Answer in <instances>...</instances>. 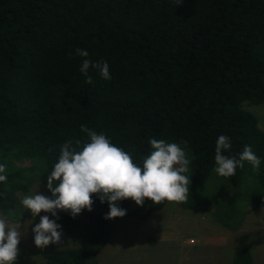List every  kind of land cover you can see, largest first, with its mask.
<instances>
[{
    "label": "trees",
    "instance_id": "16d2710c",
    "mask_svg": "<svg viewBox=\"0 0 264 264\" xmlns=\"http://www.w3.org/2000/svg\"><path fill=\"white\" fill-rule=\"evenodd\" d=\"M77 48L93 62L107 61L111 79L90 69L94 83H85ZM263 101L264 0H0V164L7 175L0 214L12 218L16 193L27 191L32 177L54 198L47 175L60 146L88 140L85 126L138 165L152 150L150 139L177 143L190 159L188 199L177 204L210 211L233 230L240 219H221L223 202L202 188L223 134L232 145L224 155L238 158L250 145L261 160L258 169L245 161L223 177L235 190L231 207L241 198L247 208L264 209V132L242 108ZM22 155L27 167L14 163ZM92 200V210L75 218L47 213L77 244L51 250L43 264H96L117 219L144 221L165 203L145 198L130 209L132 199H124L118 207L126 214L105 219L108 203L97 194ZM230 264H253L250 251L238 249Z\"/></svg>",
    "mask_w": 264,
    "mask_h": 264
},
{
    "label": "clouds",
    "instance_id": "9594fccd",
    "mask_svg": "<svg viewBox=\"0 0 264 264\" xmlns=\"http://www.w3.org/2000/svg\"><path fill=\"white\" fill-rule=\"evenodd\" d=\"M76 54L83 58L79 72L85 77V83L93 84L89 75L94 69L103 80H110L107 61L90 60L84 48H77ZM88 140H68L60 146L58 161L47 175L49 198L43 194L25 196L21 203L31 210L33 219L44 211L59 219L57 210L70 212L73 218L82 209L92 210V194H97L101 203L107 202L110 211L104 217L113 219L123 217L126 210L118 207V202L132 199L137 205H143L145 198L153 204L168 202H186L188 199L190 177V159L177 143L152 138L149 140L151 152L143 157L142 165L134 163L132 155L123 148L111 143L103 133L82 126ZM75 145V146H74ZM232 147L230 138L220 135L215 142L214 171L222 177L235 175L236 168L244 167L247 161L258 169L261 160L246 145L239 157H229L224 152ZM6 165L0 164V182H6ZM20 224H9L7 218L0 217V264H15L20 249ZM61 225L48 215L40 217L39 223L32 228L34 243L39 248L61 243Z\"/></svg>",
    "mask_w": 264,
    "mask_h": 264
},
{
    "label": "rangeland",
    "instance_id": "374dc122",
    "mask_svg": "<svg viewBox=\"0 0 264 264\" xmlns=\"http://www.w3.org/2000/svg\"><path fill=\"white\" fill-rule=\"evenodd\" d=\"M242 108L251 113L257 119L258 127L264 132V101L258 104L243 102ZM14 163L18 166L24 167L29 165L26 155L20 156ZM214 168H212L208 178L203 184L202 195L209 197L211 200L219 199V201H222L224 207L220 210V214H222L221 219L225 218L226 221L231 220L230 222L232 223H235V220L237 221L240 219L239 226L233 230H228L214 219L210 211H200L191 208L185 209L178 205L177 202H168L165 200V203L161 208L155 210L148 216L150 217L151 215H155L159 211L161 213V219L153 224L152 231L164 230L169 234L170 239L172 240L177 239L179 234H182L185 237L192 236L200 238L198 241L196 239L193 241L189 239L188 241L190 243H188L187 240L184 242L185 245L189 244L188 246L193 244L194 251L198 252L197 256H194V259L190 262L189 260L185 261L183 254L176 253L177 259L173 261L174 264H186V262H190V264H230L233 254L242 247L247 248L252 253L253 264H264V209L249 207L248 209L246 207L248 203L243 201L241 198L240 202L232 208V203H230L228 199L232 196L235 190L228 186L227 181L222 176L218 175L214 171ZM35 193L43 194V186L39 181L32 177L27 191L16 193L18 197L17 212L12 216V218L7 219L9 224H20L19 230L21 231V236L20 243L18 245L20 254L17 257L15 264H43L47 254L51 250L76 247L77 244L76 238L65 233L61 228L58 229V231H61V243H50L44 248H39L35 245V234L32 231V228L36 223H39L40 217L47 215V213L41 211V213L33 219L31 210L25 209L21 203L25 196L33 195ZM136 205L137 204L132 200L129 208L131 209ZM228 213H230L231 216L227 218L226 215ZM181 216L190 217L192 222L194 221L197 225L199 223H204L205 227L213 224L215 227H218L219 225L224 228L229 232L227 233L226 245L218 244L217 238L206 239L208 238L209 233L207 228H192L188 226L183 219H181ZM0 217H2L1 214ZM144 221H146V219ZM142 222L143 220H138L133 216L117 219L115 224L110 228L107 243L95 256L96 264H100L99 262L106 258L108 250H110V248H112L118 241L119 237H121L120 232H122V238L126 235H130L129 238H131L133 234L134 236L137 234L135 231L137 228H131L133 223L142 224ZM220 232L222 231L220 230ZM149 240L150 239H145L144 244H153V242L150 243ZM159 246L168 249L169 245L161 244ZM111 250V254H114L115 248ZM126 257L127 253L120 251L114 255H108V258L103 260L102 263L109 262L115 264L119 261L120 264H124L125 262H129Z\"/></svg>",
    "mask_w": 264,
    "mask_h": 264
},
{
    "label": "crops",
    "instance_id": "0c3cea01",
    "mask_svg": "<svg viewBox=\"0 0 264 264\" xmlns=\"http://www.w3.org/2000/svg\"><path fill=\"white\" fill-rule=\"evenodd\" d=\"M161 219V213L160 211L156 213L155 215H151L146 219V221H143L142 224H134L131 226V228H137L135 231L137 234L134 236V234L129 238L130 235H126L122 238V232L121 237H119L118 241L113 245L110 250H108L107 256L105 259L108 258V255H114L115 253H118L120 251H123L124 253H127V259L129 262H125L124 264H174L173 261L177 259L176 253H181L184 255L185 261H190L194 259V256H197L198 252L194 251L193 244L188 246L185 245L184 242L187 240L188 243H190L188 240H199L200 238L192 237V236H183L182 234H179L177 239H170L169 234L164 230H153V224L156 221H160ZM181 219L185 221L188 226L192 228H202L205 227L204 223H199L198 225L190 219V217L181 216ZM205 228L209 230L208 238L206 239H215L217 238L218 244L226 245L227 243V233L224 228L213 226V224L207 225ZM220 230L222 232H220ZM219 231V232H217ZM119 233V234H120ZM174 233V232H173ZM129 238V239H128ZM145 239H150V243L153 242V244L146 245L144 244ZM193 243V242H192ZM165 244L169 245L168 249H165L163 247H160L159 245ZM115 248L114 254L112 253V250ZM176 248V249H175ZM225 250V249H224ZM251 257L252 253L250 252ZM103 259V260H105ZM101 260L100 264H112V263H102ZM253 260V257H252ZM190 262H186V264H190ZM114 264V263H113ZM115 264H120L119 261H117Z\"/></svg>",
    "mask_w": 264,
    "mask_h": 264
}]
</instances>
